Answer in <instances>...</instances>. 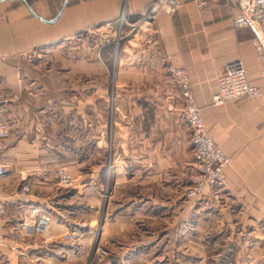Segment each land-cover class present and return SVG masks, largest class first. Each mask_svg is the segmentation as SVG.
<instances>
[{
  "label": "crops",
  "instance_id": "0c3cea01",
  "mask_svg": "<svg viewBox=\"0 0 264 264\" xmlns=\"http://www.w3.org/2000/svg\"><path fill=\"white\" fill-rule=\"evenodd\" d=\"M66 1L0 0V124H9L12 131L0 149V164L7 171L0 178V201L8 208V215L0 216V264H76L78 257L88 256L91 240L72 245L64 236L96 216L87 186L94 174L86 170L91 164L86 148L94 143L86 121L93 65L21 59L35 51L45 54L94 25L115 26L123 11L130 22H139L154 0H68L64 8ZM179 1L176 14H161L140 25L133 41L120 48L118 60L104 62V182L107 177L111 182L104 230L112 234L138 221L150 228L157 220L158 164L175 166L181 178L189 164L188 132L182 131L181 121L173 123L180 97L167 71L170 59L187 69L213 137L232 158L228 190L220 193V201L211 200L212 207L197 208H211L219 242L245 247L252 260L256 248L251 247L264 245V64L254 44L259 32L234 25L239 0ZM236 61L244 63L263 97L257 103L241 99L211 105L218 76ZM72 78L85 82L84 95L74 92ZM79 98H84L83 108L69 107ZM109 101H114L115 113L108 109ZM160 102L172 103V111L163 112L171 125L161 129L156 121ZM73 117L80 118L76 125ZM58 167H66L80 184L61 188L53 177ZM23 181L32 190L28 197L19 195ZM183 198L174 203L180 210ZM29 206L40 207L51 218L54 238L49 243L19 229ZM222 231L229 233L222 236Z\"/></svg>",
  "mask_w": 264,
  "mask_h": 264
},
{
  "label": "rangeland",
  "instance_id": "374dc122",
  "mask_svg": "<svg viewBox=\"0 0 264 264\" xmlns=\"http://www.w3.org/2000/svg\"><path fill=\"white\" fill-rule=\"evenodd\" d=\"M178 10L174 14H176ZM118 19L119 16L117 17L118 24L115 26L111 25L109 28L104 29V24L94 25L85 31L75 33L68 41L61 42L59 47H54L45 54L35 51L28 54L26 59H21L25 62H73L75 64L92 63L93 65V100L91 98V103H89L88 98L86 100L87 107H91L90 110L87 108L86 121L87 127L90 129L92 128L91 136L94 143L93 148H91V145H88L86 148L88 155L91 156V164H87L86 170L89 174H94L92 182L87 183V186L89 187L88 193L90 195L88 198L93 206L90 209L96 213V216L93 219L87 220V225H84L86 222H83L77 226V230L71 229L68 231L70 233L75 231L76 235L79 237L76 245L83 241V239L89 238L92 243L91 250L87 253L88 256L84 258L78 257L76 259V264H264V245L251 247L252 250L254 248L256 249H254L252 254L253 259L250 260V254H246L247 251L244 254L245 247L226 245V240L219 242L218 239L221 235L219 231L216 232L213 227V213L211 208L206 210L197 208L198 205L200 207L205 205L206 207V204H208L207 207H212L211 200L214 199L218 202V196L220 193L224 194V192L228 190V187L227 190L224 191L221 189H213L210 186L205 193L202 194L200 192L199 185L201 183H198L196 178H204L205 175L199 173V167L194 158L193 147L190 142L192 131L186 115L183 113V99L169 72V77L180 97L179 107H173V110L177 108V112L174 111L173 123L181 121L183 127L182 131L186 132L187 130L188 132V142L190 145L188 146L189 164L185 166L183 171L184 175H182L183 178L177 173L178 170L175 166L169 169L167 164L163 163V161H160L158 164L157 220L150 228L148 227V223L138 221L136 225L134 224L133 228L118 232L114 231L112 234L106 233L104 230V209L107 204V198L110 195L109 192H111L110 179L107 177V180L104 182V119H106L104 118V108L106 107V104H104V62H116L118 60L117 57L120 48L124 44L129 45L127 42L133 41V35H136L139 30L138 28L134 34L130 35L131 30L129 27L126 24L120 25ZM137 23L138 22L129 21V24ZM120 32L122 35L118 34ZM84 83L85 82H80L78 79L74 80V78L69 82V84L76 89L74 92L77 93V91L81 90L82 95H84V92H82ZM72 86H70V88ZM191 88L193 91L192 84ZM79 100L80 101L75 100V102L68 103L69 107L77 106L83 108L85 103L84 98H79ZM259 100L251 101L257 103ZM232 101L237 100H231L225 104ZM195 103L201 113L208 135L219 147V144L212 135L211 128L204 118L202 109L198 105L196 95ZM211 105L220 107L214 105L213 101H211ZM158 106L160 108L158 107L156 121H158L159 129H161L165 127V123L168 126L171 125V122L168 121L169 118L165 117L163 112H168V110L172 111L170 110L172 103L160 102ZM110 107L115 113L114 101H109V110ZM79 120L80 118L77 117L72 118L74 125H76V121L79 122ZM7 125L10 128L11 137V127L9 124ZM101 132L103 133L102 135ZM166 139H173L175 140L174 142L180 140L176 137L171 138L170 135H167ZM169 148L170 145H166L167 152ZM219 148L221 149V147ZM171 150L172 154L176 156V148L172 146ZM221 150L223 151V149ZM225 155L229 156L226 153ZM190 158L192 160H190ZM227 169L225 172L226 177ZM59 170L65 171L75 180L76 183L73 188H75L77 184H80L76 180L77 177L75 178L66 167H58L53 171V177H55L56 183V173ZM177 174L178 179H173L172 177H176ZM178 186H180V188ZM181 196H184L182 200L185 205L182 210L174 205L175 201H178ZM185 209L188 210L187 214H185ZM83 227H86L85 229L87 230L85 231ZM228 233V231H222V236H227ZM41 238L47 241L43 237ZM45 243H49V241ZM123 257H125L124 260Z\"/></svg>",
  "mask_w": 264,
  "mask_h": 264
},
{
  "label": "built area",
  "instance_id": "2783aa9c",
  "mask_svg": "<svg viewBox=\"0 0 264 264\" xmlns=\"http://www.w3.org/2000/svg\"><path fill=\"white\" fill-rule=\"evenodd\" d=\"M181 7L179 0H154L140 14V21L137 24H129L127 14L123 11L119 15L120 25L126 24L131 30L130 35L136 32L140 25L153 22L161 14L173 15ZM240 15L235 19L234 25L238 28L255 27L259 32V38L254 40L256 51L264 64V0H239ZM128 20V21H127ZM123 32V31H122ZM122 35V33H118ZM168 72L173 82L178 87L184 103L183 113L186 115L192 135L190 138L193 147L194 158L199 167V173L204 178L197 177L200 192L205 193L208 188L221 189L226 191L228 180L226 169L230 166L232 159L216 145L208 135L204 126L201 113L195 103V95L191 88V82L187 70L184 67L174 66L168 59ZM264 76V66L262 70ZM263 97V91L259 86L250 82L247 71L242 61H236L227 65L225 72L218 76L216 91L212 101L216 106H221L231 100L249 99L257 101ZM10 137V128L7 124H0V149L4 142ZM6 168L0 164V178L6 175ZM57 183L64 189L73 188L75 180L65 171L59 170L56 173ZM206 179V180H205ZM32 193L27 181L21 183L19 195L28 197ZM28 218L19 224V229L27 236L38 235L47 241L54 238L52 220L40 207L29 206ZM8 215L7 206L0 201V216ZM78 236L74 232H68L64 236L67 243L75 245Z\"/></svg>",
  "mask_w": 264,
  "mask_h": 264
},
{
  "label": "water",
  "instance_id": "95a60500",
  "mask_svg": "<svg viewBox=\"0 0 264 264\" xmlns=\"http://www.w3.org/2000/svg\"><path fill=\"white\" fill-rule=\"evenodd\" d=\"M68 4V0L66 1L65 5H64V8L67 6ZM58 20V18L55 19V21Z\"/></svg>",
  "mask_w": 264,
  "mask_h": 264
}]
</instances>
